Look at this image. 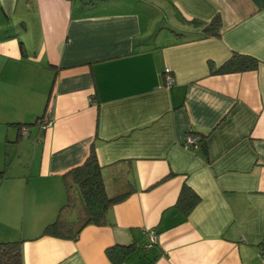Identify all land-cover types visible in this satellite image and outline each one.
Listing matches in <instances>:
<instances>
[{
	"label": "crops",
	"instance_id": "0c3cea01",
	"mask_svg": "<svg viewBox=\"0 0 264 264\" xmlns=\"http://www.w3.org/2000/svg\"><path fill=\"white\" fill-rule=\"evenodd\" d=\"M233 53L258 68L210 74ZM2 132L0 167L27 173H0V243L22 240L23 264H112L131 243L122 264H264V0H0ZM189 133L209 134L207 157ZM91 145L130 161L137 191L76 241L40 236ZM183 184L200 197L187 217Z\"/></svg>",
	"mask_w": 264,
	"mask_h": 264
},
{
	"label": "trees",
	"instance_id": "16d2710c",
	"mask_svg": "<svg viewBox=\"0 0 264 264\" xmlns=\"http://www.w3.org/2000/svg\"><path fill=\"white\" fill-rule=\"evenodd\" d=\"M191 22L199 24V22ZM220 30L221 19L216 16L204 26L202 34L204 37H218ZM20 47L22 48L21 44ZM258 65V60L251 56L233 53L221 66L211 69L210 74L224 75L252 71L256 70ZM40 120L37 119L36 122ZM16 126L26 125L16 124ZM187 136L194 140V144L189 147L200 148L207 157L206 141L209 134L189 133ZM104 170L108 172L107 177L103 174ZM130 174V161L120 160L102 166L98 161L95 146L91 145L85 161L62 175L65 202L58 209L54 220L43 228L40 236L76 241L86 226L106 225L113 206L125 201L137 191ZM199 202L200 197L189 186L183 184L174 208L187 217ZM22 244V240L0 243V264H23ZM147 245H144L143 249L147 250ZM137 250L134 243L115 245L107 248L105 254L112 264H122Z\"/></svg>",
	"mask_w": 264,
	"mask_h": 264
},
{
	"label": "rangeland",
	"instance_id": "374dc122",
	"mask_svg": "<svg viewBox=\"0 0 264 264\" xmlns=\"http://www.w3.org/2000/svg\"><path fill=\"white\" fill-rule=\"evenodd\" d=\"M22 120H24V123L23 124H25L26 126L25 127H23V128H28V130H30V129H33V124H34V122H35V117H34V115H33V113L32 112H29V113H26L24 116H23V119ZM23 131L24 130H22V133H23ZM27 131V130H26ZM5 136V133L4 132H2L1 134H0V137L2 138V137H4ZM4 152V151H3ZM15 159H8L7 161V163L5 164V166L9 163V161H13L12 162V166H11V168H10V173L12 174V175H17V174H20V175H22V174H26L27 172L25 171V170H22V165H21V162H17V161H14ZM0 167V173L1 172H3V173H5L6 172V170H7V166L6 167ZM8 173H9V169H8ZM19 175V176H20Z\"/></svg>",
	"mask_w": 264,
	"mask_h": 264
},
{
	"label": "built area",
	"instance_id": "2783aa9c",
	"mask_svg": "<svg viewBox=\"0 0 264 264\" xmlns=\"http://www.w3.org/2000/svg\"><path fill=\"white\" fill-rule=\"evenodd\" d=\"M165 74H166V85L167 86L172 85L173 80L169 76V69H165ZM23 136H27V131L23 132ZM192 144H194V140L191 137L187 136L186 140H185V146L189 147ZM148 235H149V238H148L149 244L146 246V249L149 248L151 245H153L156 242V237H155L154 232L150 231ZM260 258H261L262 262L264 263V247L262 248V251L260 253Z\"/></svg>",
	"mask_w": 264,
	"mask_h": 264
}]
</instances>
